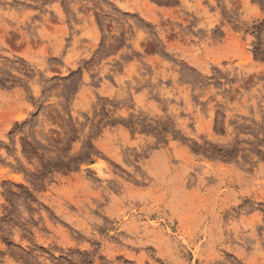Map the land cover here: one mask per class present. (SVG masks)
<instances>
[{
  "label": "rangeland",
  "instance_id": "1",
  "mask_svg": "<svg viewBox=\"0 0 264 264\" xmlns=\"http://www.w3.org/2000/svg\"><path fill=\"white\" fill-rule=\"evenodd\" d=\"M0 264H264V0H0Z\"/></svg>",
  "mask_w": 264,
  "mask_h": 264
}]
</instances>
